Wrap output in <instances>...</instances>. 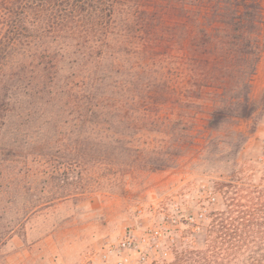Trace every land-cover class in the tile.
I'll list each match as a JSON object with an SVG mask.
<instances>
[{"label": "trees", "instance_id": "1", "mask_svg": "<svg viewBox=\"0 0 264 264\" xmlns=\"http://www.w3.org/2000/svg\"><path fill=\"white\" fill-rule=\"evenodd\" d=\"M263 27L260 0H0V155L139 175L240 151ZM236 179L177 212L163 264H264V186Z\"/></svg>", "mask_w": 264, "mask_h": 264}, {"label": "rangeland", "instance_id": "2", "mask_svg": "<svg viewBox=\"0 0 264 264\" xmlns=\"http://www.w3.org/2000/svg\"><path fill=\"white\" fill-rule=\"evenodd\" d=\"M261 42L251 90L257 110L240 121L247 136L240 151L232 144L211 156L193 150L175 167L139 175L109 171L91 160L69 161L66 171L62 166L50 174L65 160L29 154L28 145L23 156L0 155V264H85L90 253L129 231L147 251L141 264L170 263L173 239L190 238L173 219L182 218L178 211H204L210 195L219 201L222 191L216 192L213 181L240 178L264 186V27Z\"/></svg>", "mask_w": 264, "mask_h": 264}, {"label": "built area", "instance_id": "3", "mask_svg": "<svg viewBox=\"0 0 264 264\" xmlns=\"http://www.w3.org/2000/svg\"><path fill=\"white\" fill-rule=\"evenodd\" d=\"M264 159V139L262 141ZM142 241L130 231L114 241H109L86 258L85 264H141L148 254L141 246Z\"/></svg>", "mask_w": 264, "mask_h": 264}]
</instances>
